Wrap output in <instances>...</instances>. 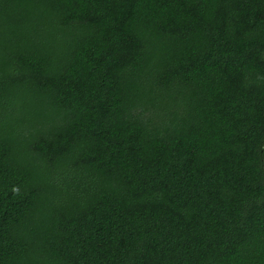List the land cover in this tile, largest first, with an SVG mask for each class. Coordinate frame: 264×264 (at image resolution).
Listing matches in <instances>:
<instances>
[{"label":"trees","instance_id":"trees-1","mask_svg":"<svg viewBox=\"0 0 264 264\" xmlns=\"http://www.w3.org/2000/svg\"><path fill=\"white\" fill-rule=\"evenodd\" d=\"M0 264H264V0H0Z\"/></svg>","mask_w":264,"mask_h":264}]
</instances>
